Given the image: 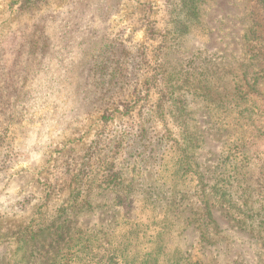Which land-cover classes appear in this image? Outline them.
Instances as JSON below:
<instances>
[{
  "label": "rangeland",
  "instance_id": "obj_1",
  "mask_svg": "<svg viewBox=\"0 0 264 264\" xmlns=\"http://www.w3.org/2000/svg\"><path fill=\"white\" fill-rule=\"evenodd\" d=\"M31 1L36 6L28 10L24 0H0V264H56L55 255L76 239L91 238L97 253L96 242L112 231L113 247L133 239L127 259L152 253L157 264H264V243L238 230L221 205L212 214L232 243L229 251L207 247L187 221L198 206L200 176L210 190L218 176L232 180L247 168L255 182L259 167L264 170V107L255 94L264 91L263 65L247 68L257 84L249 97L239 96L238 108L205 93L208 85L233 99L236 76L253 64L245 56L253 2L207 0L205 30L183 36L174 0ZM161 45L171 69L199 65L203 72L191 77L201 85L186 94L179 124L202 137L187 175L177 171L179 146L166 151L167 135L162 156L141 153L135 141L144 131L164 135L166 124L178 137L174 119L164 124L153 117L155 94L142 108L132 104L110 120L103 115L120 101L129 105L136 85L140 94L145 60L153 63ZM244 147L253 153L245 157L249 165L241 157ZM110 172L118 179L106 185L115 179L106 178ZM88 187L90 205L73 212L70 198Z\"/></svg>",
  "mask_w": 264,
  "mask_h": 264
},
{
  "label": "trees",
  "instance_id": "obj_2",
  "mask_svg": "<svg viewBox=\"0 0 264 264\" xmlns=\"http://www.w3.org/2000/svg\"><path fill=\"white\" fill-rule=\"evenodd\" d=\"M24 1L27 3V6L31 4L28 10L36 6L35 1ZM206 1L207 0H174L175 11L178 14H183V18L181 19L182 27L179 28L180 32L178 34L185 36L188 33L195 34L196 30H205L207 24L204 21L203 5ZM250 2H253L254 6L252 13L249 15V25L245 34V40L247 41L245 56L248 57V62H252L253 64H249L245 69H241L240 74L236 76L238 79L232 87L233 99H229L230 94L227 93L220 95L214 87L207 85L205 89L207 95L218 98L220 104L227 107L229 106L232 109L240 107L237 102L239 96L243 95L244 97H249L252 87L257 84L258 78L255 76V73L250 74L248 72V67L253 66L254 63L263 65V67L259 69V73H261L262 78H264V0H250ZM178 25H180L179 22ZM168 34H170V32L166 33L165 39L166 36H169ZM170 35H176L175 29ZM162 47L163 45H161L159 49H155L158 54L155 53L154 62L152 60L153 63L147 61V59L145 60L146 68L144 67L143 71L144 80L140 85V94H136L138 86L136 85L134 88V98L131 99L129 105L128 103L125 104L123 101H120L121 105H118L114 110L107 112V110H109L107 109L105 111L107 114H103L106 120H110L116 112L120 114L122 110H128L132 104L136 106L140 104L142 108L145 101L151 97L152 94H155L156 98L152 106L153 117L154 115H156V117L160 116L164 124L167 122L166 118H170L171 121L174 119L175 123L179 126L180 120L187 112L186 94H190L192 90L197 89L198 84L201 85L199 79L192 80L191 77L194 74L202 75L203 72L200 70L199 65L193 67V69H191L193 71L184 70L182 68L183 64H179L180 66L177 68L174 67L171 69L167 61L162 60L165 55L169 54V51ZM133 69H139V66L134 65ZM116 71L117 70H115V72ZM202 81L207 82L205 79ZM110 83L111 80L109 79V84ZM115 84H117L118 90L123 89V78L117 76ZM106 91H110V89L106 88ZM255 94L256 101L264 107V91L255 92ZM98 100L104 99L99 97ZM174 108L179 112L177 115L174 113ZM246 111L248 110H242L239 113L242 115ZM262 114H264V112H262ZM166 126L167 124L165 125L164 135L148 137L144 131L136 136L137 140L135 139V141L143 145L141 147V153H147L150 157L162 156L160 145L163 143L162 139L167 135V141H172L166 151L179 146L177 171L183 172V175L190 174L194 170L191 165L192 152L193 150L196 152L197 148L201 145L202 137L198 132L192 133L179 126L180 132L178 131L177 138L180 137V139L177 141V138L171 137V131L167 129ZM120 139L119 137V140ZM125 139L126 138H122L121 142L124 143ZM99 142L101 143L102 149V142L100 140ZM119 146H121L120 143ZM240 148L241 146L236 147L237 150ZM243 150L246 153H242L241 157H243V160L249 165L251 162H248L249 160L247 161L245 157L249 158V156L246 155H253V153H251L252 151L248 152L246 147H244ZM229 159L230 157L228 155L223 161L227 163ZM235 166L238 168L236 164ZM115 168V166H112L110 169L114 170ZM262 168L259 167L258 176L260 179L258 178L255 182H252L254 177H252L251 171L244 168V171L236 173L235 178L232 180L228 179L227 181L224 177L218 176L210 186V190H206L207 185L202 181V177H199L200 181L198 183L200 187L199 193H197L196 196L197 200L195 201L196 206H198L196 211L192 213V216L187 218V221L188 226L194 225V228L200 231L201 241L204 242L207 247L215 249L222 248L225 249V251H229L231 248V241L229 238L222 235V231L212 214L213 206L218 204L222 206L220 208L225 210L227 217L232 220L238 230L249 233L264 243V170ZM85 173H88L87 169H85ZM113 175L115 179L110 180V183L107 181L103 183L107 185L116 181L118 179L116 178L118 175L117 173L110 172L107 174L106 178H113ZM75 191L76 193L70 198L69 204L74 206L70 207L73 212H79L90 205L91 187H88L85 191L79 189ZM128 196L130 195H121L120 198L128 199ZM170 206H174V203H170ZM60 228H62L61 225L57 227V229ZM51 231L52 229L49 232ZM113 234L114 231L108 234L105 242H96L98 245L97 253H93L92 249L95 247V243L91 238L85 240L76 239L69 247L61 249L59 253L55 255L56 264H157L158 258L152 256V253H143L141 259H137L138 255L136 254L133 255L131 259H127L129 247L132 245L133 239L128 238L122 240L113 247V242L111 241ZM21 242L22 241H18L16 244H20ZM136 246L137 245H135V248ZM140 254L141 253H139V255ZM189 264H214V262L198 259L196 261H191Z\"/></svg>",
  "mask_w": 264,
  "mask_h": 264
}]
</instances>
